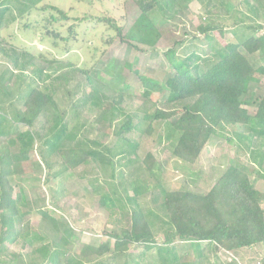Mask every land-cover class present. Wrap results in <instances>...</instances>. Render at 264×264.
I'll return each mask as SVG.
<instances>
[{
    "label": "rangeland",
    "instance_id": "1",
    "mask_svg": "<svg viewBox=\"0 0 264 264\" xmlns=\"http://www.w3.org/2000/svg\"><path fill=\"white\" fill-rule=\"evenodd\" d=\"M178 3L180 11L167 21H158L160 38L148 46L117 35L112 26L121 27L124 34L134 25L140 11L133 0H39L33 5L30 0H0V9H7L0 21V114L7 118L3 125L7 134L0 136V147L11 160L12 197L25 196L18 199V220L10 236L13 242H0V264L17 262L19 257L26 263H40L39 252L33 251L48 242L64 244L67 254L80 253L85 244L109 241L112 245L109 234L117 232L115 223L125 224L126 219L118 210L110 216L101 202L104 195L123 202L135 196L151 222L156 242H161L167 215L151 204L158 188L205 194L231 164L242 165L248 173L264 209V139L248 136L245 126L237 125L222 135L212 134L192 162L183 161L173 153L178 132L171 126L182 105L164 101L166 79L174 73L165 52L175 47L182 56L193 50L210 53V43L197 32L200 24L221 28L209 32L212 44L239 42L252 33L264 35V0ZM50 5L67 18L61 19ZM245 54L256 65L264 64V52ZM30 57L31 64H24ZM139 74L156 80L158 88L146 90ZM259 76V81L249 85L255 96L264 93V75ZM32 87L52 95L43 112L27 126L15 117L24 111L23 102ZM245 107L250 114L255 112V106ZM155 109L165 114L157 116L153 130L146 132L148 120L143 116L154 114ZM126 115L138 126L118 135L116 130ZM59 117L68 122L65 147L72 148L70 156L78 154L76 144L99 153L70 168L61 152H50L45 141ZM128 139L137 145L135 149ZM147 151L154 160L150 170L143 164ZM16 232L20 236L15 237ZM207 243L200 241L202 247ZM145 247L131 244L122 255L105 254L100 259L110 264H161L155 249ZM240 248L226 252L213 244L206 248L203 260H195L194 252L188 249L185 256L182 247L178 261L251 264L252 254L264 255V241Z\"/></svg>",
    "mask_w": 264,
    "mask_h": 264
},
{
    "label": "trees",
    "instance_id": "2",
    "mask_svg": "<svg viewBox=\"0 0 264 264\" xmlns=\"http://www.w3.org/2000/svg\"><path fill=\"white\" fill-rule=\"evenodd\" d=\"M30 1L33 5L39 0ZM133 2L140 11L134 25L124 34L121 32V27L114 24L112 26L121 37L153 46L160 38L158 21L173 18L180 11V4L178 0H133ZM50 8L59 13L61 19L67 18L61 9L52 5ZM6 10V8L0 9V21ZM215 29L221 30L213 24H200L197 27V32L203 34L207 43H210V53L193 50L182 56L176 54L175 47L165 52L174 73L166 79L165 86L168 93L164 101L182 105L179 116L171 122V126L178 132L173 153L183 161L192 162L209 136L222 135L229 128L233 130L237 125L245 126L248 136L251 133L255 138L264 139V93L255 96L249 88L251 82L259 81V75H264V64L256 65L245 54L255 55L264 52V35L252 33L239 42L212 44L209 32ZM31 58L25 59L23 63L31 64ZM14 61L18 64L17 59ZM24 64H21L20 68L24 69ZM138 78L146 90L158 88L159 84L156 80L140 74ZM51 95L45 89L37 87L29 89L23 102L25 109L17 114L16 121L31 126L34 119L51 101ZM118 97L121 99L120 96ZM247 105L255 106L253 114L249 113L245 107ZM163 114L165 113L157 109L154 114L146 113L143 118L148 122L144 130L146 132L153 130L152 122L157 116L163 117ZM4 122H7V118L0 114V136L7 134L6 128H3ZM67 123L64 118H57L55 129L50 133L45 144H48L50 152H61L65 164L74 168L93 158L99 151L83 149L76 144L78 154L70 156L72 148L65 147L70 135L66 131ZM137 126L133 123L132 116L126 115L116 134L124 135ZM27 135L29 137L28 133ZM226 138L230 139L228 136ZM128 140L132 141V139ZM124 141L126 143V139ZM131 141L128 143L132 149H135L137 145ZM3 149L4 147H0V226L2 228L0 242H13L10 236H13L12 230L15 221L18 220V199H25V196L23 193L16 197L11 195L12 187L8 181L12 173L11 160ZM153 162V156L147 151L143 164L150 170ZM241 166L229 165L205 194L158 188V191L151 196V204L159 207L167 215L161 242H156L151 222L135 196L126 197L123 202L119 197L117 199L114 196L104 195L101 197V202L111 211L110 216L114 214L113 210H118L126 219L125 224L114 222L118 229L117 232L109 234L113 239L112 245L109 241L90 243L83 245L80 253L67 254V249L63 248L64 244L61 246L56 242H48L33 251L39 252V258H42L40 263L34 261L26 263L19 257L17 262L10 261L11 263L8 264H61V262L62 264H110V261L103 263L100 258L105 254L122 255L131 244H145L147 249L154 248L156 260L161 264H179V251L182 247L185 256L188 254L187 250L191 249L196 255L195 260H203L206 248L213 247V244L223 251L230 252L263 242L264 209L249 181L248 173ZM44 215L58 228L53 217L46 212ZM64 231L69 236L72 235L69 229L65 228ZM20 234L16 232L15 237ZM29 234L25 233L27 237ZM37 239L39 240L40 237ZM205 240L208 243L206 247H202L200 241ZM27 242L30 243L31 240ZM152 244L156 245L153 247ZM178 244L181 246L179 249ZM216 248L210 250L214 252ZM261 258V264H264V255Z\"/></svg>",
    "mask_w": 264,
    "mask_h": 264
},
{
    "label": "built area",
    "instance_id": "3",
    "mask_svg": "<svg viewBox=\"0 0 264 264\" xmlns=\"http://www.w3.org/2000/svg\"><path fill=\"white\" fill-rule=\"evenodd\" d=\"M261 257L257 256L253 259L252 263L251 264H261Z\"/></svg>",
    "mask_w": 264,
    "mask_h": 264
},
{
    "label": "crops",
    "instance_id": "4",
    "mask_svg": "<svg viewBox=\"0 0 264 264\" xmlns=\"http://www.w3.org/2000/svg\"><path fill=\"white\" fill-rule=\"evenodd\" d=\"M260 243H262V242H260ZM248 247H251V246H248ZM217 249V248H216ZM240 250L242 249V248H239ZM239 249H237V250H235V252H237V251H240ZM251 249V248H250ZM255 257H257L256 256V254L255 255H251V259L253 260ZM252 260L250 261V262H248V263H252Z\"/></svg>",
    "mask_w": 264,
    "mask_h": 264
}]
</instances>
